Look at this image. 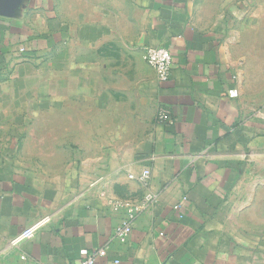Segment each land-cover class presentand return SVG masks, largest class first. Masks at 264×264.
Returning <instances> with one entry per match:
<instances>
[{
  "label": "crops",
  "instance_id": "0c3cea01",
  "mask_svg": "<svg viewBox=\"0 0 264 264\" xmlns=\"http://www.w3.org/2000/svg\"><path fill=\"white\" fill-rule=\"evenodd\" d=\"M148 194L121 243L113 202ZM99 251L264 264V0H0V264Z\"/></svg>",
  "mask_w": 264,
  "mask_h": 264
},
{
  "label": "built area",
  "instance_id": "2783aa9c",
  "mask_svg": "<svg viewBox=\"0 0 264 264\" xmlns=\"http://www.w3.org/2000/svg\"><path fill=\"white\" fill-rule=\"evenodd\" d=\"M24 52L23 49L20 50ZM145 61L149 67H151L157 76L160 83L169 82L173 72V57L171 53L165 48H147L145 49ZM232 98L237 97V93L231 92ZM157 123L160 125L170 124L169 113L165 107H161L157 113ZM146 176L141 180L145 182ZM153 196L148 194L144 200L140 203H127L121 201L113 202V208L116 210H122L125 212V218L116 230V237L121 243H126L132 234V225L135 219L145 210L149 208L153 202ZM180 207L176 206L175 209L179 210ZM49 219H43L37 221L27 229H25L20 235L10 241L12 247H18L24 242L33 239L38 231H40L47 223ZM105 251H99L97 253L89 254L83 253V258L79 264H96L98 258L105 257Z\"/></svg>",
  "mask_w": 264,
  "mask_h": 264
}]
</instances>
